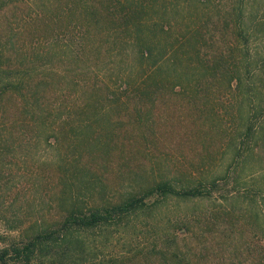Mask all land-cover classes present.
<instances>
[{
    "label": "trees",
    "instance_id": "1",
    "mask_svg": "<svg viewBox=\"0 0 264 264\" xmlns=\"http://www.w3.org/2000/svg\"><path fill=\"white\" fill-rule=\"evenodd\" d=\"M211 3L68 0L62 31L69 104L63 123L69 129L65 130L68 141L73 140L71 131L77 129L78 140L91 142L93 137H86V130L103 129L98 118L110 113L108 109L116 103L125 105L130 100L148 99L154 102L167 93L186 97L200 109L199 102L214 92L232 98L241 94L232 119H241L244 129L237 136L232 134L230 141L233 160L238 165L250 163L259 153L258 141L264 133L263 5L258 0ZM6 46L0 32V99L8 93L24 96L30 84L39 85L50 77L47 72H36L39 67L34 65L30 53L25 55H30L29 64L12 67ZM247 101H258L261 111L256 112L263 114L262 121L254 120L257 116L253 112L244 114ZM136 110L140 112L142 107L137 106ZM82 152L84 177L78 183L87 190L85 199L69 193L64 218L54 224L35 223L32 234L19 242L6 243L0 237V264H136L146 256L165 264H198L190 246L196 234L187 216L169 235L160 234L157 224L147 221L148 214L160 201L171 197L211 198L220 191V179L201 180L192 187H177L164 180L120 200H100L91 187L104 188V184L93 169L92 158L88 160L92 154ZM259 173L264 178L263 167ZM226 178L236 186L243 181L236 170L222 179ZM261 182L253 186L256 184L262 193L264 181ZM253 201L254 216L264 233V205L255 198ZM223 211L228 210L217 212ZM116 231L127 236L121 250L117 249L120 240L115 237ZM107 248L108 252L102 250ZM257 252L259 264H264L263 249Z\"/></svg>",
    "mask_w": 264,
    "mask_h": 264
},
{
    "label": "rangeland",
    "instance_id": "2",
    "mask_svg": "<svg viewBox=\"0 0 264 264\" xmlns=\"http://www.w3.org/2000/svg\"><path fill=\"white\" fill-rule=\"evenodd\" d=\"M67 2H0V32L11 53L10 65L29 64L32 55L39 67L36 72L52 75V80L48 77L39 85L30 84L24 96L8 93L0 99L1 239L19 242L32 234L35 223L60 221L69 193L84 198L87 190L81 189L78 181L84 177L82 151L86 150L104 184V188L91 187L100 200H120L164 180L177 187H192L201 180L220 179V191L213 197L164 199L148 214L147 221L157 224L160 234L172 235L187 216L196 234L190 246L198 264H259L257 251H264V233L254 216L253 199L264 205V192L253 183L264 181L259 173L264 168V133L257 156L247 165H238L230 138L244 129L241 119H232L243 95L237 99L214 92L199 102L200 109L186 97L167 93L154 102L116 103L108 109L110 113L98 118L103 129L84 131L94 140H78L79 132L74 129L69 142V129L63 123L69 105L62 51ZM258 2L264 16V0ZM257 102H244V114L253 112L257 116L253 119L262 121L263 114L256 112L261 111ZM137 106L142 111L136 110ZM235 170L243 179L239 186L231 178L230 184L227 178L222 179ZM225 208L228 211L217 212ZM203 228L208 231L203 233ZM115 237L121 250L127 236L116 231ZM102 250L108 252V248ZM136 264L165 263L146 256Z\"/></svg>",
    "mask_w": 264,
    "mask_h": 264
}]
</instances>
